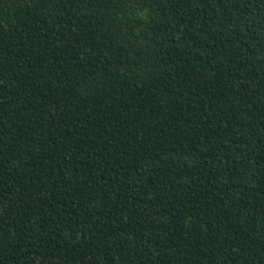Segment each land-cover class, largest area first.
Masks as SVG:
<instances>
[{
	"label": "trees",
	"instance_id": "1",
	"mask_svg": "<svg viewBox=\"0 0 264 264\" xmlns=\"http://www.w3.org/2000/svg\"><path fill=\"white\" fill-rule=\"evenodd\" d=\"M0 264H264V0H0Z\"/></svg>",
	"mask_w": 264,
	"mask_h": 264
}]
</instances>
